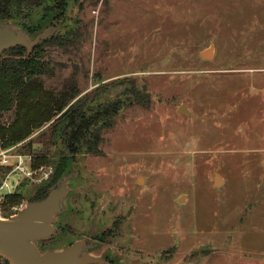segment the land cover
Masks as SVG:
<instances>
[{
	"label": "rangeland",
	"instance_id": "rangeland-1",
	"mask_svg": "<svg viewBox=\"0 0 264 264\" xmlns=\"http://www.w3.org/2000/svg\"><path fill=\"white\" fill-rule=\"evenodd\" d=\"M51 5L43 0L32 19ZM44 30L66 39L44 45L45 87L74 79L86 114L104 99L121 104L101 130V154L70 153L59 116L0 141L32 166L47 152L35 167L51 169L21 179L3 213L67 178L41 251L85 239L108 264H264V0H66L26 34ZM59 161L67 169L45 189Z\"/></svg>",
	"mask_w": 264,
	"mask_h": 264
},
{
	"label": "trees",
	"instance_id": "trees-1",
	"mask_svg": "<svg viewBox=\"0 0 264 264\" xmlns=\"http://www.w3.org/2000/svg\"><path fill=\"white\" fill-rule=\"evenodd\" d=\"M42 1L0 0V22L9 20L27 34L35 35L59 14V9H64L66 6V0H52L51 7L43 9L34 21L31 16L33 9L39 7ZM52 36L48 37L50 39L41 40L30 49L17 45L0 53L1 145L7 147L17 143L35 128L59 116L65 122L59 128V134L60 137L63 136L70 153H75L78 147L84 146L86 151L92 154H101L99 148L101 130L111 125V118L117 114L121 102L104 99L98 103L93 113L86 114L82 110L84 98H76L80 90L74 79L70 78L62 83L59 89L45 87L43 76H50L53 68L50 60L46 58L44 45L52 42L60 44L63 42L61 39L66 40ZM140 94L141 92H137L136 95ZM138 100L140 102L141 99L138 98ZM140 103L147 102L141 100ZM11 109H13L12 119L7 122L2 121L3 112ZM52 127L56 130L54 125ZM46 153L34 154L33 165L44 161ZM61 162L62 164L55 170L52 180L44 187L45 189L67 169L66 161H59L56 166ZM3 167L0 165V181L8 170V167ZM16 197L17 195H13L8 201L12 202ZM0 264H9V262L0 256Z\"/></svg>",
	"mask_w": 264,
	"mask_h": 264
},
{
	"label": "water",
	"instance_id": "water-1",
	"mask_svg": "<svg viewBox=\"0 0 264 264\" xmlns=\"http://www.w3.org/2000/svg\"><path fill=\"white\" fill-rule=\"evenodd\" d=\"M15 27L9 20L0 22V53L17 45L30 49L48 35V30H44L30 39L21 28ZM210 48L202 55L209 56ZM218 180L215 176L214 183ZM66 182L67 178L60 180L41 198L30 199L21 209L0 217V256L10 264H108L86 250L85 239L44 251L36 244L38 240L54 234L52 221L60 211L61 200L67 193Z\"/></svg>",
	"mask_w": 264,
	"mask_h": 264
},
{
	"label": "built area",
	"instance_id": "built-area-1",
	"mask_svg": "<svg viewBox=\"0 0 264 264\" xmlns=\"http://www.w3.org/2000/svg\"><path fill=\"white\" fill-rule=\"evenodd\" d=\"M0 165L8 167L3 178L0 181V217L4 215L3 201L4 197L13 193L21 179L28 178L32 181H40L47 178L51 169L43 165L32 166L31 155L21 152H10V148L0 147Z\"/></svg>",
	"mask_w": 264,
	"mask_h": 264
},
{
	"label": "flooded vegetation",
	"instance_id": "flooded-vegetation-1",
	"mask_svg": "<svg viewBox=\"0 0 264 264\" xmlns=\"http://www.w3.org/2000/svg\"><path fill=\"white\" fill-rule=\"evenodd\" d=\"M53 23V21L51 22V24ZM50 173H51V171H50ZM51 176V174H49V176L46 178V179H48L49 177Z\"/></svg>",
	"mask_w": 264,
	"mask_h": 264
}]
</instances>
